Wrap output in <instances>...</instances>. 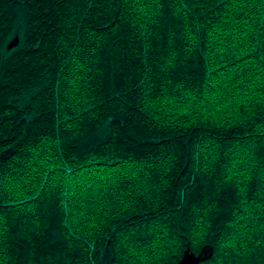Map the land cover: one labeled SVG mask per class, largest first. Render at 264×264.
<instances>
[{
  "label": "trees",
  "instance_id": "1",
  "mask_svg": "<svg viewBox=\"0 0 264 264\" xmlns=\"http://www.w3.org/2000/svg\"><path fill=\"white\" fill-rule=\"evenodd\" d=\"M209 245L264 264V0H0V264Z\"/></svg>",
  "mask_w": 264,
  "mask_h": 264
},
{
  "label": "water",
  "instance_id": "2",
  "mask_svg": "<svg viewBox=\"0 0 264 264\" xmlns=\"http://www.w3.org/2000/svg\"><path fill=\"white\" fill-rule=\"evenodd\" d=\"M19 44V35H16L7 45L8 50L13 49ZM212 246H205L201 249L200 252L195 253L191 251L190 247L184 251L182 258L179 260L177 264H200L202 261L210 258L213 254Z\"/></svg>",
  "mask_w": 264,
  "mask_h": 264
},
{
  "label": "rangeland",
  "instance_id": "3",
  "mask_svg": "<svg viewBox=\"0 0 264 264\" xmlns=\"http://www.w3.org/2000/svg\"><path fill=\"white\" fill-rule=\"evenodd\" d=\"M101 264H108L107 260H103Z\"/></svg>",
  "mask_w": 264,
  "mask_h": 264
}]
</instances>
